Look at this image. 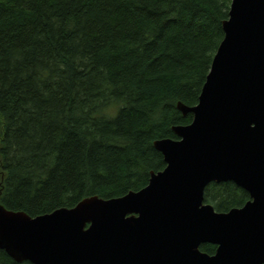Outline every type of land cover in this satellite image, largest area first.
<instances>
[{
  "label": "trees",
  "instance_id": "trees-1",
  "mask_svg": "<svg viewBox=\"0 0 264 264\" xmlns=\"http://www.w3.org/2000/svg\"><path fill=\"white\" fill-rule=\"evenodd\" d=\"M232 0H0V202L30 216L122 197L166 167ZM249 193L207 185L219 212ZM213 255L217 246L204 243ZM0 264L19 262L0 248Z\"/></svg>",
  "mask_w": 264,
  "mask_h": 264
},
{
  "label": "water",
  "instance_id": "water-1",
  "mask_svg": "<svg viewBox=\"0 0 264 264\" xmlns=\"http://www.w3.org/2000/svg\"><path fill=\"white\" fill-rule=\"evenodd\" d=\"M223 29L198 104L178 103L192 122L154 142L166 167L147 186L35 217L0 202V248L34 264H264V0H232ZM227 181L250 200L219 212L205 189Z\"/></svg>",
  "mask_w": 264,
  "mask_h": 264
}]
</instances>
